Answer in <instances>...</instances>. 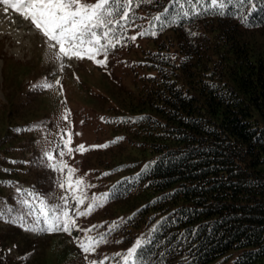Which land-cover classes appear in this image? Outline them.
I'll list each match as a JSON object with an SVG mask.
<instances>
[{"label": "trees", "instance_id": "obj_1", "mask_svg": "<svg viewBox=\"0 0 264 264\" xmlns=\"http://www.w3.org/2000/svg\"><path fill=\"white\" fill-rule=\"evenodd\" d=\"M165 7L169 19L180 12L170 0L134 7V23L109 54L134 49L128 37L151 31L149 21ZM155 31L137 35L149 44L143 59L123 75L113 72L99 95L101 140L63 159L76 169L73 179L93 185L84 190L89 198L112 193L90 215L76 216L71 233L28 230L35 216L22 201L31 198L17 188L50 205L70 192L36 143L39 106L27 92L7 95L0 108V264L26 262L32 233L64 235L78 246L79 229L92 225L90 235L106 233L107 242L88 262L108 256L105 264H116L115 254L145 238L139 264H216L234 252L229 264H264V0H233L223 15L210 9ZM55 138L52 150L61 143Z\"/></svg>", "mask_w": 264, "mask_h": 264}, {"label": "snow or ice", "instance_id": "obj_2", "mask_svg": "<svg viewBox=\"0 0 264 264\" xmlns=\"http://www.w3.org/2000/svg\"><path fill=\"white\" fill-rule=\"evenodd\" d=\"M143 2L145 0H95L94 3L88 2V0H0V4L4 6L3 12L5 14L10 9L13 10L23 21L28 22L30 27L42 34L49 48L58 49L55 52V59L60 61L61 70L65 67L63 63L65 58L81 60L87 58L99 66H105L108 62L109 51L122 44L127 29L134 23V7L138 8ZM237 2L243 5L249 0H237ZM231 3L233 0H170V5L178 6L180 12L169 19L170 8L165 7L149 21L151 31L137 32L136 35L129 36L128 39L135 40L137 35L155 36L157 27L162 29L169 24L176 23L181 17H188L190 14L200 15L211 9L223 15L224 10ZM249 7L250 10H254L255 4L252 3ZM193 35L195 34L193 33ZM101 56L102 59H97ZM57 84H60L59 79L55 83H51L45 78L43 83L35 84L33 87L52 89ZM68 115L69 112L65 109L62 119L67 120ZM16 131H21V129H16ZM63 131L66 133L67 139L61 135V143L57 145L55 150L45 151L44 158L48 161V167L53 171L63 175L67 169V176L60 182L59 186L71 193V199L76 202V207L70 208L69 195L60 198L61 204L50 205L40 194L17 188V192L26 194L31 198V200L22 201L30 209L28 215L35 216L34 224L28 226L29 231L50 234L71 233L74 228H79L75 219L76 216L90 215L95 208L102 207L112 195L111 192H106L99 195L93 194L89 198L84 194L85 188L93 187V185H85L82 177L73 179L76 169L70 167L63 160L66 154L70 155L73 151L70 147L71 133H67V130ZM122 139L123 137H117L110 143H116ZM107 146L108 144L92 147L103 148ZM74 150L84 152L87 149L84 145H79ZM57 156L61 159L57 160ZM12 162L15 163L16 161ZM86 200L89 201L86 208L80 210V206L85 205ZM4 215V212L0 211V219L4 218ZM96 227V225H92L86 229H79L84 235L78 239L77 244L84 254L94 253L101 244L107 242L106 233H98L97 236L90 235ZM115 227L118 225L113 223L109 231L114 230ZM145 243H150V240L138 238L125 254L117 253L115 255L121 256L122 264H139L138 249H141ZM85 258L87 259V255ZM109 259L108 256H105L103 259L90 261L89 264H105V261ZM117 264H121V262L118 261Z\"/></svg>", "mask_w": 264, "mask_h": 264}, {"label": "rangeland", "instance_id": "obj_3", "mask_svg": "<svg viewBox=\"0 0 264 264\" xmlns=\"http://www.w3.org/2000/svg\"><path fill=\"white\" fill-rule=\"evenodd\" d=\"M3 7L0 4V108L5 107L7 95L15 91L27 92L39 106L38 119L34 123L39 149L43 152L52 150L55 137L60 134L67 139L63 131L67 130V133H71L70 147L73 151L63 159H69L76 153L74 149L77 146H87L101 140L102 135H99L101 133L97 128L105 127L106 123L101 117L104 109L99 105V95L112 84L113 72L123 75L131 69L135 60L143 59L144 49L149 44L136 36L134 49L119 55L109 54L105 66H99L87 58H65V67L61 70L60 61L55 59L58 49L49 48L42 34L13 10L4 15ZM45 78L51 83L59 79L60 84L52 89L33 87L43 83ZM65 109L69 112L67 120L62 119ZM41 127L43 129L39 134L37 129ZM65 173L66 170L60 175V182ZM69 206L76 207L71 193ZM31 239L34 241L33 249L26 262L21 264H89L85 258L88 254H84L70 237L32 233ZM234 253L216 264H229ZM118 260L122 262L121 256Z\"/></svg>", "mask_w": 264, "mask_h": 264}, {"label": "bare ground", "instance_id": "obj_4", "mask_svg": "<svg viewBox=\"0 0 264 264\" xmlns=\"http://www.w3.org/2000/svg\"><path fill=\"white\" fill-rule=\"evenodd\" d=\"M3 13V12H2ZM2 15V14H1ZM4 15H6V14H4ZM8 16V15H7ZM2 18V17H1ZM10 18V17H9ZM1 20V19H0ZM16 21V20H15ZM1 22V21H0ZM8 22V21H7ZM13 23V22H12ZM15 23V22H14ZM4 24H6V23H4ZM17 25V24H16ZM3 26V25H2ZM5 27V26H4ZM12 27V26H11Z\"/></svg>", "mask_w": 264, "mask_h": 264}]
</instances>
